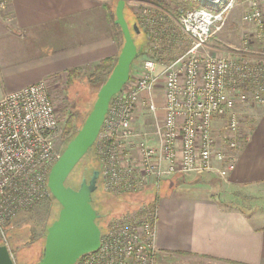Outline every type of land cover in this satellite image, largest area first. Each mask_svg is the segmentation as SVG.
<instances>
[{
    "label": "built area",
    "instance_id": "obj_1",
    "mask_svg": "<svg viewBox=\"0 0 264 264\" xmlns=\"http://www.w3.org/2000/svg\"><path fill=\"white\" fill-rule=\"evenodd\" d=\"M194 1L201 6L178 18L188 48L159 73L153 60L144 61L141 75L109 102L93 145L102 188L115 197L158 190L162 180L173 176L214 174L226 181L248 137L245 111L264 106V58L255 55L247 35L227 56L205 52L237 0ZM245 4L240 21L255 28L262 42L264 0ZM7 6L0 0V11ZM159 79L164 114L151 143L134 132L133 119L141 105L154 115L151 93ZM51 80L0 99V243L5 247L6 227L17 215L51 197L48 175L60 157ZM156 220V207L148 206L112 219L100 232L98 250L75 264H153Z\"/></svg>",
    "mask_w": 264,
    "mask_h": 264
},
{
    "label": "crops",
    "instance_id": "obj_2",
    "mask_svg": "<svg viewBox=\"0 0 264 264\" xmlns=\"http://www.w3.org/2000/svg\"><path fill=\"white\" fill-rule=\"evenodd\" d=\"M4 1L8 6L0 11V99L72 70L90 72L118 54L109 14L113 0ZM244 117L248 137L224 182L235 192L261 194L264 106L248 108ZM158 190L153 264H264V213L227 205L213 183L193 175L165 178Z\"/></svg>",
    "mask_w": 264,
    "mask_h": 264
},
{
    "label": "rangeland",
    "instance_id": "obj_3",
    "mask_svg": "<svg viewBox=\"0 0 264 264\" xmlns=\"http://www.w3.org/2000/svg\"><path fill=\"white\" fill-rule=\"evenodd\" d=\"M113 1L111 12H109L111 23H114L115 20L117 4V0ZM245 1L237 0L235 2L224 28L207 43L205 52L215 56H227L234 48L240 46L241 40L247 35L255 55L264 58V41L256 39L255 28L245 26L240 21L246 5ZM200 6V2L194 0H125L123 14L138 52L131 65L129 81H133L141 75L144 61L153 60L156 64L155 71L159 73L166 64L179 57L188 48L189 42L182 36L178 18L182 12ZM114 26L118 56L124 40L120 28L115 24ZM133 26H136L137 34L133 31ZM117 56L112 59L113 66ZM93 70L78 73L72 79L67 73L53 78L48 83L49 95L58 120L56 149L59 156L83 125L92 110L100 87L111 72L105 73L106 76L94 75ZM163 88L162 79H159L153 86L151 98L155 107L154 115H151L147 108L141 105L133 119L134 132L145 137L151 143H154L153 134L164 114L162 109ZM143 97L147 98L146 95ZM97 158L93 145L71 172L65 185L78 189L82 180L88 182L92 173L100 170ZM193 177L213 183L218 188L220 196L226 198L222 201L227 205L242 208L247 212L264 213V191H261V194H254L248 190L241 191V189L235 192L218 177L206 174ZM161 187L164 188V185L162 184ZM158 191L150 187L139 195L115 197L103 190L100 178H98L97 188L91 195V204L99 216L96 225L100 232L112 219L125 214H134L141 206L154 208L153 201L156 200ZM232 197H238L239 200ZM253 197H261V200H256ZM59 210V204L51 196L32 209L19 213L14 221L6 227L7 249L15 264H38L42 257L46 230L56 220ZM0 245L2 244L0 243ZM186 259L196 260L194 258Z\"/></svg>",
    "mask_w": 264,
    "mask_h": 264
},
{
    "label": "water",
    "instance_id": "obj_4",
    "mask_svg": "<svg viewBox=\"0 0 264 264\" xmlns=\"http://www.w3.org/2000/svg\"><path fill=\"white\" fill-rule=\"evenodd\" d=\"M124 6L125 0H117L114 24L120 28L124 43L115 65L100 87L83 125L49 172L47 187L60 210L56 220L46 230L42 257L38 264H75L83 255L99 248L100 230L96 225L99 216L91 204V195L97 188L99 172L94 171L88 182L82 180L77 190L67 187L65 183L93 146L109 102L128 82L131 65L138 55L124 18ZM133 31L138 33L136 26H133ZM0 264H15L9 250L3 245H0Z\"/></svg>",
    "mask_w": 264,
    "mask_h": 264
},
{
    "label": "trees",
    "instance_id": "obj_5",
    "mask_svg": "<svg viewBox=\"0 0 264 264\" xmlns=\"http://www.w3.org/2000/svg\"><path fill=\"white\" fill-rule=\"evenodd\" d=\"M112 68H113V61H112V59L107 58V59L102 60L98 65L95 66V68L93 70V74L94 75H96V74L105 75V73L106 74L109 73ZM78 73H79L78 70H72V71L68 72V76L72 79L74 76L76 77ZM153 202H154L153 205H155V200Z\"/></svg>",
    "mask_w": 264,
    "mask_h": 264
},
{
    "label": "flooded vegetation",
    "instance_id": "obj_6",
    "mask_svg": "<svg viewBox=\"0 0 264 264\" xmlns=\"http://www.w3.org/2000/svg\"><path fill=\"white\" fill-rule=\"evenodd\" d=\"M68 187V186H67ZM72 188V187H71ZM72 189H74V188H72ZM75 190H77V189H75Z\"/></svg>",
    "mask_w": 264,
    "mask_h": 264
}]
</instances>
